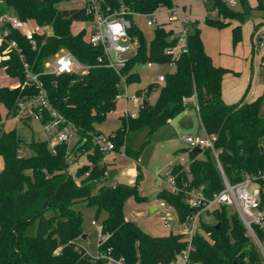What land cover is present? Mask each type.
I'll list each match as a JSON object with an SVG mask.
<instances>
[{
  "label": "trees",
  "instance_id": "1",
  "mask_svg": "<svg viewBox=\"0 0 264 264\" xmlns=\"http://www.w3.org/2000/svg\"><path fill=\"white\" fill-rule=\"evenodd\" d=\"M62 1L65 0H0L1 13L14 14L24 21H35L41 28L52 29V33L34 34L37 41L34 48L18 29L9 27L8 39L15 41L16 47L0 41V67L8 75L18 77L20 83L15 87L0 86V104L7 106L8 116H14L20 100L40 91V87L27 82V63L33 73L39 74L54 108L77 126L81 139H84L79 149L90 152L91 165L81 166L73 175L68 170L72 162L67 144H59L54 152L47 139L33 141L32 154L23 156L20 154L22 139L16 131L0 128V156L4 160L0 171V264H109L108 256L115 259L124 256L127 264H164L177 259L187 245L181 233L154 236L126 218L124 205L127 198L136 195L138 200L144 199L138 194V184L102 185L95 192L98 183L106 179V167L101 168L105 154L92 140V134L98 132L96 122L103 121L116 108L118 96L122 93V73L128 84L140 80V73L133 70L134 64L172 60L165 53L166 47L174 44L169 40L171 31L163 26L156 27L154 40L147 51L143 32L134 18L135 25L130 34L141 41L139 51L118 73L98 63L97 58L103 49L86 40L87 27L76 33L71 30L73 22L90 19L85 9H61L57 4ZM108 1L116 4V0ZM124 1L131 10L139 13L173 6V0ZM209 1L212 5L208 11L216 12L215 16L205 17L208 25L223 28L231 20L240 22L233 28L234 44L242 40L241 23L252 10L264 13V0H257L254 7L248 0H240L242 11L235 10L223 0ZM260 26H264V15ZM61 48L72 51L81 62L93 66L84 74L45 73V62ZM255 49L253 45V51ZM229 71L230 68L213 62L205 49L200 29L190 30L187 51L176 59L175 68L166 73L156 102L146 106L140 104L139 115L128 117L129 122L122 118L121 126L110 135L116 149L124 144L130 129L142 126H148L151 132L159 129L184 111L189 106L187 99L194 96L200 107L202 125L207 132L218 134L217 147L223 149L220 160L230 180H240L246 172L264 168L262 96L252 101L243 97L238 102L226 104L222 99L223 79ZM159 85L150 83L145 91H139V95L148 97ZM182 150L190 153L189 167L195 184L205 185L209 196L223 188L222 176L209 149L204 151V158L195 156L188 148ZM170 166L179 180L187 178L184 164ZM87 172L89 175L78 182L77 177ZM158 196L175 205L180 219L192 211L182 193L170 194L164 190ZM79 200L96 205L97 213L102 209L108 213L101 228L106 239L100 240L98 245V255L102 256L88 253L76 242L83 217L72 205ZM49 210L54 211L51 216L46 215ZM213 215L216 223H202L209 236L195 235V249L187 264H262L260 253L246 234L239 215L225 206L215 210ZM35 223L37 231L30 234L28 229ZM58 248L61 249L57 253Z\"/></svg>",
  "mask_w": 264,
  "mask_h": 264
},
{
  "label": "rangeland",
  "instance_id": "2",
  "mask_svg": "<svg viewBox=\"0 0 264 264\" xmlns=\"http://www.w3.org/2000/svg\"><path fill=\"white\" fill-rule=\"evenodd\" d=\"M226 1L232 8L238 11L243 10V6L240 0H235V4L232 5V0ZM251 6H256L257 0H248ZM78 4L75 0H65L57 4L59 8H72ZM173 5L179 6L180 14L190 22V30L194 31L196 28L200 29L201 37L203 39L205 49L212 57V60L217 65H222V62L228 61L230 55L236 51L242 52L240 60H234L235 70L234 73H227L226 78H234L236 81L244 80L246 82L249 79V84L252 79V87L256 86L257 82H264V65H262V58L264 56V48L260 47V39L264 41V30L258 27L263 21L264 13L258 9H253L251 14L246 18L242 24L243 38L237 44L233 42V28L239 24L238 20H231V23L223 28L213 27L205 22L207 15H213L215 12L208 11V7L212 5V1L209 0H173ZM156 24L150 26L147 24L145 16L135 17V22L139 29L143 32L144 41L146 43V50L149 51L154 40L155 28L158 24L168 23V15L165 10H162L157 14ZM89 27L88 21H75L71 25V30L77 32L80 28ZM30 30H35L38 33L48 32L52 33V29L41 28L33 20H29L26 26ZM258 27V28H257ZM253 39V41H252ZM140 46L141 41L137 42ZM253 44L256 46V51L253 52ZM66 49V48H65ZM244 49L248 51L244 52ZM111 59L115 62V53L110 51ZM1 59V57H0ZM223 66V65H222ZM226 66V65H225ZM230 67V66H229ZM133 70L140 73V80L131 83H125L126 75L122 73L120 87L122 89L121 96L116 104L115 110L109 112L106 118L101 122H96L97 128L105 136L114 135L115 132L121 126L120 117L125 114V111L131 112L135 110L137 116L139 115V107L132 97L139 95L138 89H144L148 84L158 82L160 85L151 92L150 100L155 103L159 93L161 82L157 80L159 68L157 65L148 67L144 62H139L133 65ZM161 71H168L169 68L166 65L161 66ZM237 71L239 74H237ZM125 78V79H124ZM225 81V78H224ZM20 83L18 77L10 76L6 73L3 67H0V86H17ZM225 83V82H224ZM228 87V85H225ZM147 89V88H146ZM145 89V90H146ZM143 90V91H145ZM228 103H235L238 99L234 100V95L227 94L226 97ZM260 114L264 117V100L260 106ZM126 118L125 121L129 122ZM0 128L4 130H15L18 136L22 139V149L20 154L28 156L32 154L31 144L33 141L44 140L46 133L43 129L42 123L38 119H30L25 121L14 117L8 116V108L4 103L0 104ZM202 131L200 117L198 111L195 108H189L180 112L171 122L162 125L155 131H150L148 126H142L140 128L130 129L125 136V141L122 146V151L111 150L106 153L103 159L106 166V179L99 182L95 192L102 184L113 185L118 181L127 183L130 185L138 184L139 195L145 196L143 200H138L136 195H131L127 198L124 205V213L127 219L135 222L145 232L154 236H164L171 232V229L164 227L160 220L159 207L160 197L158 193L167 188L168 184L166 179L159 178V174L166 170V165L183 162L182 158L186 157L188 163L189 152L187 150L178 151L184 146L183 137L186 135L195 134ZM80 138L75 135L70 143L71 149H73ZM81 145L84 143V139H81ZM264 145V144H263ZM83 150V149H82ZM126 151V155L123 153ZM87 150H83L81 158L77 161L73 160V156L69 155V160L72 162L68 170L73 175H76L78 167L82 164L88 163L86 156ZM123 152V153H121ZM79 156V157H80ZM198 157L204 158L205 152L198 154ZM4 167V160L0 156V171ZM165 169V170H164ZM139 178H138V174ZM83 176V175H82ZM85 177V176H84ZM138 178V179H137ZM77 181L80 182V176L77 177ZM102 183V184H101ZM118 184V183H117ZM158 207V210L152 211L151 207ZM73 209L82 214L83 220L80 228L81 233L76 238V242L79 246L86 249V251L92 255H98V245L102 238L101 228L108 213L102 209L97 213L96 205L88 204L86 201L79 200L72 205ZM231 210V209H230ZM231 211H234L233 209ZM54 211H47L46 215L51 216ZM206 223H216L214 215L209 214L204 218ZM37 231V223L31 225L28 229L30 234H35ZM181 231V229H180ZM201 234L209 236V232L205 231L202 227ZM209 238V237H208ZM183 259L178 257L175 260V264H182ZM139 264V263H137Z\"/></svg>",
  "mask_w": 264,
  "mask_h": 264
},
{
  "label": "built area",
  "instance_id": "3",
  "mask_svg": "<svg viewBox=\"0 0 264 264\" xmlns=\"http://www.w3.org/2000/svg\"><path fill=\"white\" fill-rule=\"evenodd\" d=\"M75 1L78 4L72 8H84L86 14L90 17L88 20L90 26L87 27L86 40L94 47L99 46L103 49L102 54L97 58L98 63L111 67L118 73H120L121 68L125 66L127 61L139 51L137 43L139 39L137 36L130 34L131 28L135 25L134 18L137 16H145L147 24L152 26L157 22V14L165 10L169 17L168 23H175L176 25L173 28H166L164 23L158 24V26H163L166 30L171 31L169 40L174 42V44L167 46L165 53L171 56L172 60L167 63L149 60L146 62L148 67L157 65L160 70L161 66L166 65L169 68L168 71H171L176 66V59L179 58L182 52L187 51V35L190 31V22L181 16V8L179 6L164 7V9H158L151 13H139L131 10L124 0H116V4H112L108 0ZM231 4L234 5L235 0H232ZM0 23L6 25L1 30L0 40L7 42L11 47H16V42L8 39L10 33L9 27H12L25 35L33 47L36 48L37 41L34 36L36 31L27 29L28 21H24L14 14L0 12ZM260 47H264L263 39L260 41ZM111 50L115 53V62L111 59ZM45 66V73L84 74L93 65L84 64L72 51L61 48L45 62ZM25 67L27 82L40 87V91L35 95L27 96L20 100L14 117L23 120L33 118L40 120L51 150L55 152L59 144L66 143L68 151H71V140L75 135L79 134L77 126L54 108L48 92L39 80V74L33 73L27 63H25ZM167 72L159 71L157 80L163 83ZM120 96L121 94H119L118 98ZM132 99L138 107L142 104V100L138 95H134ZM195 106L199 112L200 107L197 101ZM124 116L136 118L137 112L135 110L131 112L125 111ZM183 139L186 147L191 151L195 147H200L203 152L206 149L212 152L222 176L223 188L209 196L205 192V185L199 186L195 184L189 167L190 155L187 164H184L187 161L186 157L182 158L183 162L178 163L185 165L187 178L179 180L174 174L172 166L166 168L164 173L159 175V178L166 179L167 181L168 186L166 191L170 194L182 193L184 200L192 209L184 219H180L173 203L161 198L158 205L162 208L160 220L164 227L171 229V232L181 233L183 239L186 240V248L179 256L183 259L182 264L190 262V253L195 249L193 239L196 234L200 233L202 223L205 222L204 218L208 217L209 214L213 215L215 210L221 209L223 206L231 210L233 209L239 215L246 228V234L255 243L260 253L261 262L264 264V168L246 172L242 179L232 181L225 173L220 160V153L223 149L217 147V133H209L203 126L202 131L186 135ZM92 140L94 145L105 155L108 151L116 150V144L111 136L95 132L92 134ZM123 154L126 155L125 152ZM86 174L89 175V172ZM158 209L157 207L156 210ZM105 239L106 236L102 235L101 240ZM60 249L58 248L57 253L60 252ZM102 255H97V257ZM175 260L164 264H175ZM114 262L127 264L124 256H121L119 259L108 256V263Z\"/></svg>",
  "mask_w": 264,
  "mask_h": 264
},
{
  "label": "crops",
  "instance_id": "4",
  "mask_svg": "<svg viewBox=\"0 0 264 264\" xmlns=\"http://www.w3.org/2000/svg\"><path fill=\"white\" fill-rule=\"evenodd\" d=\"M160 9H164V7H162V8H160ZM6 14H9V13H6ZM165 24V23H164ZM165 26H166V28H173V27H176V25H175V23H171L170 25H166L165 24ZM4 27H6V25H4V24H1L0 23V33H1V30L4 28ZM261 28H263V30H264V26H261ZM28 29V28H27ZM79 30H81V28L79 29ZM78 30V31H79ZM77 31V32H78ZM74 33H76V32H74ZM261 40V39H260ZM1 41V40H0ZM252 41H253V39H252ZM254 45V44H253ZM262 48H264V47H262ZM248 50L247 49H244V52H245V54H246V52H247ZM255 51H256V49H255ZM255 51H253V52H255ZM243 56L242 55V52H240V50H239V52L238 51H236L234 54H232V55H230V59H228V61H224V62H222V65L223 66H225V67H227V68H230L231 69V71H229V72H227L228 74L230 73H236L235 72V70L234 69H232V68H235V65H234V60H240V58H241V56ZM262 65H264V56H263V58H262ZM230 66V67H229ZM159 71H161V70H159ZM137 72V71H136ZM163 72H166V71H163ZM226 73V74H227ZM226 74L224 75V78H225V81H224V79H223V91H222V99H223V101L227 104L228 103V101H227V99H226V97H227V94L229 93V96L230 95H234V100H236V99H238V101L240 100V99H242L243 97H245V99L247 100V101H252V100H255V99H257L258 97H260V96H262V98H263V100H264V82L263 83H260V82H257L256 83V86L254 87V89H253V87H252V82L254 81V78L252 77V79H251V81H250V84L248 83L249 82V79H247L246 80V82L243 80H239L240 82H238V80L236 81L234 78H231V79H229L228 80V78H226ZM237 74H239L238 73V71H237ZM263 75H264V72H263ZM225 82V83H224ZM121 83V82H120ZM156 83H158V82H156ZM228 85V87H226L225 85ZM17 85H19V83L17 84ZM149 85V84H148ZM148 85H147V87H148ZM12 87H15V86H12ZM146 87V88H147ZM146 88H144V89H138V90H145ZM156 89V88H155ZM154 89V90H155ZM153 90V91H154ZM141 96H143L142 98H141V102H142V104H143V102H144V100H147V102L149 103V104H154V103H152L151 102V100H150V97H151V93H150V95L147 97V96H145V95H141ZM119 100V99H118ZM238 101H236V102H238ZM187 102H188V104H189V106L186 108V109H189V108H195L196 109V99H195V97L194 96H192V97H190V98H188L187 99ZM117 103H118V101H117ZM229 104H232V103H229ZM138 106V105H137ZM185 109V110H186ZM198 115H199V112H198ZM125 116H121L120 117V119H121V121H122V118H124ZM174 118H172L171 120H169L168 122H171L172 120H173ZM167 122V123H168ZM201 122V121H200ZM122 124V123H121ZM202 127H203V125H202V123H201V129H202ZM98 132H101L100 130H99V128H98ZM114 132H116V131H114ZM102 133V132H101ZM78 136H79V138H80V140H79V142H77V144H76V146L73 148V149H71V155L73 156V160L74 161H77V160H79L80 158H81V152L84 150H82V149H79V146H81V137H80V135L78 134ZM46 138H47V136H46ZM45 138V139H46ZM183 142H184V139H183ZM185 148H187L186 147V144H185V142H184V146L183 147H181L180 149H178L177 151H180V150H182V149H185ZM117 151H122V147L120 148V149H116ZM86 151V150H85ZM189 152V151H188ZM121 153H123V152H121ZM125 153H126V151H125ZM88 154H90V152H86V156H87V158H88V163H85V164H82V165H80L79 167H78V169L81 167V166H83V165H91V161L89 160V155ZM127 154V153H126ZM189 155H190V153H189ZM80 156V157H79ZM106 156V155H105ZM105 158V157H104ZM175 164V163H174ZM106 167L107 165L104 163V161L102 162V164H101V168L102 167ZM168 167V165H166V168ZM77 169V170H78ZM165 170V169H164ZM77 172V171H76ZM164 173V172H163ZM162 173V174H163ZM160 175V174H159ZM84 176L86 177L87 176V174L85 173V175H83V176H81L80 177V180H82L83 178H84ZM117 183H123V182H120V181H118ZM117 183H115V184H117ZM99 184V183H98ZM102 184V183H101ZM115 184H113V185H115ZM125 184H127V183H125ZM100 185V184H99ZM102 185H105V184H102ZM101 185V186H102ZM166 191V188L165 189H163V190H161V191ZM160 191V192H161ZM159 192V193H160ZM159 193H158V195H159ZM144 198H145V196H143ZM152 208H154V209H152ZM157 209V207H155V206H153V207H151V210L152 211H155Z\"/></svg>",
  "mask_w": 264,
  "mask_h": 264
},
{
  "label": "water",
  "instance_id": "5",
  "mask_svg": "<svg viewBox=\"0 0 264 264\" xmlns=\"http://www.w3.org/2000/svg\"><path fill=\"white\" fill-rule=\"evenodd\" d=\"M143 104L146 106V105H148L149 103L147 102V100H144ZM192 152H193V154H194L195 156H197L199 153L202 152V149H201L200 147H195V148L192 149ZM152 209H154V208H152ZM218 227H219V225H218ZM233 264H237V262H234Z\"/></svg>",
  "mask_w": 264,
  "mask_h": 264
}]
</instances>
